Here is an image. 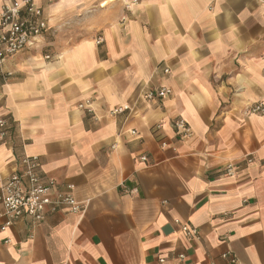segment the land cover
Listing matches in <instances>:
<instances>
[{"label": "crops", "instance_id": "0c3cea01", "mask_svg": "<svg viewBox=\"0 0 264 264\" xmlns=\"http://www.w3.org/2000/svg\"><path fill=\"white\" fill-rule=\"evenodd\" d=\"M132 2L36 0L48 32L5 61L0 182L37 156L84 212L0 231V264H264V114H247L264 103V0Z\"/></svg>", "mask_w": 264, "mask_h": 264}, {"label": "built area", "instance_id": "2783aa9c", "mask_svg": "<svg viewBox=\"0 0 264 264\" xmlns=\"http://www.w3.org/2000/svg\"><path fill=\"white\" fill-rule=\"evenodd\" d=\"M138 0L132 3L137 4ZM49 30L48 20L44 18L43 11L37 6L36 0H0V82H5L13 76V73L4 69L5 61L37 46ZM101 43V41H98ZM166 73L169 70L165 71ZM172 94L168 88L148 90L143 94L147 102L164 100ZM79 109L93 113L92 102L86 100L80 103ZM126 108L115 109L112 114H122ZM249 115H263L264 103L256 102L247 109ZM174 127L184 139L193 136L190 125L183 118L174 121ZM8 121L0 118V148L8 138ZM131 134L136 136L135 130ZM162 143V147H166ZM141 160L147 162V157ZM249 160L248 162H251ZM20 171L13 173L5 182H0V231H7L24 218L31 219L34 223L45 220L49 214H54L62 209H68L70 213L82 214L83 206L77 202L74 196V187L67 185L60 189L54 180L43 181L39 173L40 160L37 156H24L20 160ZM227 177L237 175L233 163H228L225 168ZM182 234L188 239H198L199 231L196 227L176 221ZM7 243L10 241L7 240ZM228 259L230 254H224ZM186 261L185 254H177L167 263L163 257L158 259V264H183ZM236 263L235 258H231Z\"/></svg>", "mask_w": 264, "mask_h": 264}]
</instances>
